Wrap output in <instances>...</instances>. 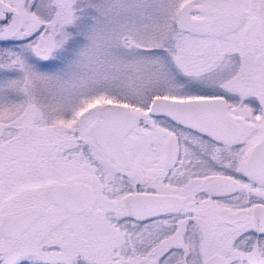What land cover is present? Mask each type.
<instances>
[{
    "label": "snow or ice",
    "instance_id": "obj_1",
    "mask_svg": "<svg viewBox=\"0 0 264 264\" xmlns=\"http://www.w3.org/2000/svg\"><path fill=\"white\" fill-rule=\"evenodd\" d=\"M0 264H264V0H0Z\"/></svg>",
    "mask_w": 264,
    "mask_h": 264
}]
</instances>
